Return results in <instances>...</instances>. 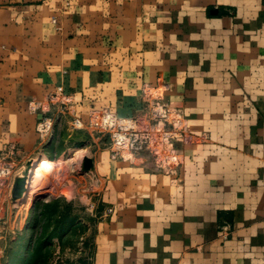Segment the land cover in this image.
I'll list each match as a JSON object with an SVG mask.
<instances>
[{"label": "crops", "instance_id": "crops-1", "mask_svg": "<svg viewBox=\"0 0 264 264\" xmlns=\"http://www.w3.org/2000/svg\"><path fill=\"white\" fill-rule=\"evenodd\" d=\"M159 81L196 140L173 173L109 164L93 264H264V0H0L1 145L57 86L129 117Z\"/></svg>", "mask_w": 264, "mask_h": 264}, {"label": "rangeland", "instance_id": "rangeland-1", "mask_svg": "<svg viewBox=\"0 0 264 264\" xmlns=\"http://www.w3.org/2000/svg\"><path fill=\"white\" fill-rule=\"evenodd\" d=\"M159 82L146 84L153 91L155 87L162 89V100L169 107H179L184 135L174 146L183 163L178 147L196 138L190 134L183 108L167 98V86ZM141 97V108L129 117L149 114L153 103L144 102L143 87ZM30 102L36 103V111L29 109ZM78 107L73 96L65 93L63 86H57L44 99L28 102V110L37 117L35 143L24 146L14 140L0 143V164L13 165L9 188L0 204V264H93L98 225L108 222L115 213V205L103 196L109 164L119 160L126 166L140 167L147 161L158 171H174L170 168L176 164L163 167L148 152L124 158L110 133L94 129L90 122L94 113L123 116L108 108L94 109L89 105L81 114ZM51 116L53 129L42 137L37 131L38 122ZM102 159L107 166L105 172L101 167ZM39 161L44 170L40 178L24 196L14 198L12 189L11 197V185L14 188L15 182L28 173L31 162L35 165ZM141 170L134 169V172Z\"/></svg>", "mask_w": 264, "mask_h": 264}, {"label": "built area", "instance_id": "built-area-1", "mask_svg": "<svg viewBox=\"0 0 264 264\" xmlns=\"http://www.w3.org/2000/svg\"><path fill=\"white\" fill-rule=\"evenodd\" d=\"M147 85L145 84L143 87L144 102L153 103L149 114L125 118L109 112L94 113L90 122L94 129L110 133L115 145L126 159L148 152L163 167L178 165L182 161L174 145L184 135V121L181 112L179 107H169L168 104L164 103L162 89L155 87V91H153V88ZM153 94L156 96L153 97ZM29 109L36 111V103L30 102ZM76 124L79 125V122ZM53 126V117H44L38 122L37 131L42 137H45L51 133ZM12 169L13 165L10 162L0 164V204L6 191H8ZM6 185L7 189H5ZM12 189L13 185L9 189L11 197Z\"/></svg>", "mask_w": 264, "mask_h": 264}, {"label": "bare ground", "instance_id": "bare-ground-1", "mask_svg": "<svg viewBox=\"0 0 264 264\" xmlns=\"http://www.w3.org/2000/svg\"><path fill=\"white\" fill-rule=\"evenodd\" d=\"M35 165H33V163L31 162V164H29V167H31V168L29 169L28 173L26 175H23V179H24V182H23L24 183V193H28L32 183L36 179L40 178V176L44 172L40 161L37 164L35 163Z\"/></svg>", "mask_w": 264, "mask_h": 264}, {"label": "water", "instance_id": "water-1", "mask_svg": "<svg viewBox=\"0 0 264 264\" xmlns=\"http://www.w3.org/2000/svg\"><path fill=\"white\" fill-rule=\"evenodd\" d=\"M24 179L21 178L20 180H17L14 184V188H13V195L14 198L17 197H22L24 196Z\"/></svg>", "mask_w": 264, "mask_h": 264}]
</instances>
